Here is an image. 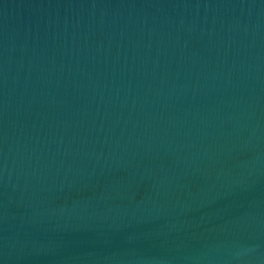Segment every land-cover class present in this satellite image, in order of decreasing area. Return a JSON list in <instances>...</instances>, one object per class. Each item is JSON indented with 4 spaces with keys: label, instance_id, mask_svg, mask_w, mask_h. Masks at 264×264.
Returning a JSON list of instances; mask_svg holds the SVG:
<instances>
[{
    "label": "water",
    "instance_id": "water-1",
    "mask_svg": "<svg viewBox=\"0 0 264 264\" xmlns=\"http://www.w3.org/2000/svg\"><path fill=\"white\" fill-rule=\"evenodd\" d=\"M0 264H264V0H0Z\"/></svg>",
    "mask_w": 264,
    "mask_h": 264
}]
</instances>
